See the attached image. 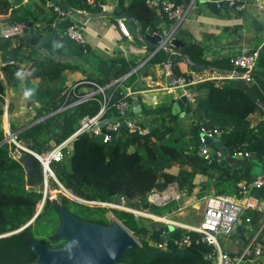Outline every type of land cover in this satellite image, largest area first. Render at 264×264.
Here are the masks:
<instances>
[{"label":"trees","instance_id":"obj_1","mask_svg":"<svg viewBox=\"0 0 264 264\" xmlns=\"http://www.w3.org/2000/svg\"><path fill=\"white\" fill-rule=\"evenodd\" d=\"M93 1L91 4L85 0H0V13L9 12L12 18L25 22L30 20L37 34L43 31H55L59 34L70 21L57 17L49 2L58 3L63 8L71 6L89 12H99L97 4L104 0ZM116 1L123 6V0ZM123 8L135 18L141 34L148 26L155 27L157 10L144 0H129ZM36 23L39 26H36ZM57 36L56 44L44 45L56 54L49 59H36L21 53L24 35L14 38L0 37V50L13 51L16 56L14 62L0 66V94H4V83L10 87L23 83L25 90L36 89L35 95L31 97V108L35 109V112L30 119L19 125L21 133L31 138L35 148L48 141L49 145L59 141L74 129L82 115H91L97 110L96 99L100 97L99 93L50 113L57 107L72 102L86 90L94 88V85L86 80L101 85L109 83L104 88L107 96L104 115L116 112L113 103L117 100L125 99L130 103L134 96L139 99L141 108L146 113L157 115L169 108L170 102L143 101L140 94L122 92L119 83L127 85L131 74L128 71L136 61L134 57H111L107 59L110 61L109 66L107 60L99 58L97 68L101 74H86L84 78L65 87L63 70L75 69L76 64L63 59L61 55L66 51L80 54L84 46L68 36ZM143 41L151 48L150 43L144 39ZM201 51L198 44H187V55L192 60L222 69L232 67L227 56L204 60ZM168 56L166 50H158L149 60L157 62ZM170 61L175 73L186 75L183 70L178 69L177 60ZM111 66L112 72L108 74ZM18 71L24 73L23 79L16 76ZM121 75H124L123 79L115 81V78ZM103 76L106 77L105 80ZM215 81L213 78H205L192 84L193 97L191 100H185L182 107L188 121L186 127L181 124L182 116L168 114L153 118L150 127L143 134L129 131L120 124L116 131H110L113 142L102 141V133L106 131L103 126L99 132L85 131L76 135L72 140L69 155L50 164L57 181L78 198L110 201L117 200L122 195L130 205L140 206L158 214L175 209L177 202L171 200L164 205H154L147 201V192L152 188L160 189L167 182H175L181 192L188 194L194 186V176L199 173L205 176V183L200 184L202 187L210 186L215 192H223L229 183L228 180L232 178L237 196L251 195L257 200L264 199V185L246 191H238L235 187L237 179H250L247 173L241 170L229 173L227 164H220L219 160L214 158L204 159L198 153L201 126L208 131L219 130L218 138L223 145L232 146L234 150H246L255 156L257 161L264 159V121L250 124L246 120V115L255 108V103L231 81ZM82 85L87 89L83 90ZM2 114L3 111L0 110V234L10 233L0 235V264H25L35 257L29 245L23 242L26 234L51 246L62 244V238H51L58 218L54 200L47 193L43 196L40 188L22 183V167L9 153L12 144L1 142ZM130 114L131 111H128V115ZM9 127L14 129L11 125ZM212 135L214 136L215 132ZM211 149L213 148L210 147ZM261 176L264 177V174ZM50 181L52 180L49 179ZM53 184L57 186L55 182ZM59 190L53 192V195L71 214L102 224H107L109 217L113 216L136 238L137 245L125 249L115 264H213L207 257L211 247L201 241L195 231H187L189 240L185 245L177 246L168 237L165 239L166 245L158 246L157 242L161 240L147 227L142 217L134 218L130 212L117 208L84 203ZM203 193L199 190L197 195ZM42 197V205L35 214L37 203ZM71 206L75 208L71 209ZM92 208H100L102 212L107 209V215H102V212L94 215ZM262 212L263 210L243 209L236 229L240 233L243 232L242 223L246 222L245 216L249 217V222H253L255 228L258 227ZM19 227L22 228L17 230ZM182 231L183 229H178L174 234L178 235ZM261 235H264V225L259 229L257 237Z\"/></svg>","mask_w":264,"mask_h":264},{"label":"crops","instance_id":"obj_2","mask_svg":"<svg viewBox=\"0 0 264 264\" xmlns=\"http://www.w3.org/2000/svg\"><path fill=\"white\" fill-rule=\"evenodd\" d=\"M128 1L129 0H123V6H120L117 4L116 0H104L102 2L104 4V10H100L99 12H89L88 10L82 8L72 7L74 9L80 10L73 13L72 17L74 19L76 18L75 23L81 27V32L83 33L84 37L82 46H84V48L80 54L66 51L61 55L63 59L76 64L75 69L63 70L65 87L67 86L68 81L73 82L75 80L82 79L86 74H101L102 72L97 68V62L99 58L107 60L114 56H123L125 58L134 57L136 64V62L141 61V59L148 55V52L151 50L152 46L151 48L147 44L146 46H142L144 41L141 38V35H139L140 32L136 26V21H130L125 17L120 18L126 23L131 32L130 38L124 37L125 39H123L116 25L113 24V17L102 15V12L105 10L114 11L117 6L124 10L123 7L128 3ZM175 1L180 3L185 8L190 0ZM218 1V4H215L214 6L210 5V0L190 1L191 5L187 8L186 12H184L182 19L172 34V38H178L184 44H186V56H188L187 44L189 42L198 44L201 47V55L204 60H211L220 56H227L229 58V55L236 53L240 48H252L254 46H260L255 65L253 69L247 74L248 78L246 79L244 75L239 72L240 70H237V73H235L233 76L225 77L228 74L227 69L214 67L204 62L201 63L207 65L208 67H205L201 70L188 66L184 61H178V64L181 68L180 70H183L189 77L191 76L193 79L198 75L216 77L220 76V80L231 81L235 86L242 89L255 103V108L246 115V120L250 124H256L259 121H264V0H257L262 5L260 7L255 6L254 0H245V5L242 10H235V8L230 5L227 0ZM156 10L158 19L154 28H171L173 26L172 21L166 19L158 9ZM8 14L10 13L8 12ZM36 26H39V24ZM34 32L36 33V31ZM41 35L51 38V32L43 31L41 32ZM57 35L58 34L56 33V36ZM119 43L125 48V54H121L122 52L116 51V45ZM168 45L170 49L175 52V54L178 53L174 46L169 43ZM21 48H24L28 52L34 51L33 48L26 42H24ZM44 53L48 56H56V54L50 55L46 48ZM149 57L146 58V60L142 62L140 66L135 67L134 64L133 67H131V69L128 71L131 74L130 78L127 80V85L123 83L119 84H123L127 88V93L125 94H140L143 101H149V95L154 94L155 100L158 102H170L171 105V103L177 97H179L181 93L178 89L167 90L162 88L164 80L161 62L163 60L151 62ZM109 65L110 61L107 60V66ZM112 69L113 67L111 66L108 74L112 72ZM124 75H121V79H123ZM1 76L2 72H0V77ZM105 78L106 77L103 76L104 80ZM194 83L195 82L192 84ZM108 84L109 83L106 85ZM192 84L189 87L190 89L194 88ZM81 88L83 90L87 89V87L84 85H82ZM19 90H21L23 95L18 94V91L16 92L13 87H10L4 83L3 97L6 104L5 121L7 122L8 126L11 125L12 128H19L21 114H23L25 110L30 112L31 104L33 103L32 99L28 98L23 99L25 101L24 104L22 98H20L24 96V84H20ZM12 103L13 106H11ZM131 107L132 104L130 102L128 111H131ZM130 116H133L132 111ZM180 116H182L184 119L181 121L182 126L186 127L188 121L185 114H180ZM13 120L16 124H14ZM137 120H141V122L146 124L145 119L137 118ZM256 160L257 158L250 153L248 156H245L242 159L235 158L231 163L225 162L223 164H227L229 166V173L236 170H241L242 172L247 173L250 178H253L261 175L259 172V166L255 164ZM174 170L176 169L174 168ZM228 181L229 183L226 184L227 186L224 192L229 190L231 192L229 194H233L235 192L233 189V180L230 178ZM201 183H205V176L200 173L196 174L193 178L194 186L191 193L199 201L200 199L197 195L199 190L203 191L204 193L208 191H214L210 186L207 187L203 185L202 187L200 185ZM190 200L191 199H189V201ZM258 202L259 209L256 210H264V199H260ZM236 227L237 226L235 224L233 232L227 237L223 238L222 248H225L230 253L240 252L247 242L248 235H250L253 231L255 232L259 226L255 228L253 222H244L242 223V228H244L242 233H240ZM248 231L252 232L249 233ZM256 241L257 244L261 246V252L257 255H254L252 251L249 250L248 253L243 255L241 264H264V235H261L259 238L257 237Z\"/></svg>","mask_w":264,"mask_h":264},{"label":"built area","instance_id":"obj_3","mask_svg":"<svg viewBox=\"0 0 264 264\" xmlns=\"http://www.w3.org/2000/svg\"><path fill=\"white\" fill-rule=\"evenodd\" d=\"M87 3H93V0H85ZM147 4L158 9L166 19L171 20L173 26L169 29L166 28H155L154 33L160 34L158 41L152 45L151 50L148 52V55L141 59V61L136 62L135 67H138L148 58L151 54L157 52L158 50H166L167 54L173 53L174 51L170 49L168 43L172 34L175 31L178 23L183 17L184 12L187 8L190 7V0L186 7L184 8L180 3L175 0H144ZM218 4V0H215ZM230 5H232L235 10H242L245 5V0H227ZM254 4L257 7L262 6L259 1L254 0ZM51 10L55 13L57 17L66 18L70 23L66 26L65 30L60 32L58 35L68 36L77 43H83L84 37L81 32V27L75 23L76 18L72 17V14L78 9H74L70 6L63 8L61 5L55 2H49ZM100 10H104V4L99 2ZM116 27L119 30L123 39L130 38L131 32L126 25V23L117 18ZM27 24L24 20L14 19L8 13L0 14V37H20L25 36ZM140 37V36H139ZM142 46H146V43H143ZM260 46H254L252 48H240L236 53L229 55V62L232 64L230 69H227L228 74L225 77L233 76L237 73V70H240L242 75L247 79L248 73L253 69L255 61L259 52ZM117 52H122L125 54V48L122 44L116 45ZM162 75H163V87L167 90L178 89L181 94L185 96V100H191L193 97V92L189 88L193 82L205 79V78H214L219 80L220 76H202L198 75L194 79L189 77L187 74H177L173 71L171 61L169 58H165L161 62ZM243 77V76H242ZM121 76L117 77L116 80H120ZM94 85V88L86 90L84 93L77 96L72 102L65 104L63 106L57 107L52 112H57L62 110L66 105L77 103L82 100H85L89 96H93L96 93L100 94V97L97 98L98 107L97 110L91 115H82L74 129L68 133L65 137L59 141L49 145V143H43L38 148H34L32 140L30 137L25 136L21 133V128L11 129L7 123L4 121L2 124L3 127V138L1 142H9L12 144V147L9 150L11 156L18 160L24 152L32 154L38 164L40 172L43 176V186H46V189L43 191V196L48 189L49 179L54 180L57 183L62 191L68 196H72L84 202L102 205L109 208H117L127 212H130L134 218L139 216H147L156 219H165V215H158L150 211L149 209L142 208L140 206H133L127 203L126 197L120 195L118 200L103 201L98 199H82L73 195L68 189L63 187L56 179L54 172L51 167V163L54 161L61 160L63 157H66L71 152V143L73 138L82 133L90 132L96 133L99 132L100 128L97 126V123L105 118L106 122L103 124L106 131L102 133V141L106 142L111 139L110 131H116L120 124H123L127 130L133 131L136 133L143 134L147 131V126L145 123L140 122L137 119H133L128 115L129 103L125 99H119L113 103L115 113H110L109 115H104L107 96L104 93L105 85L98 84L92 80H86ZM3 97V96H2ZM4 99V97H3ZM150 101H155V95H149ZM6 118L4 113V119ZM6 120V119H5ZM95 125L94 128L92 126ZM217 132L216 130L208 131L203 129L200 126L199 134V145L198 153L204 158H214L215 160L221 159V153L218 149L211 147L210 145L202 143L203 136H213L212 133ZM210 147L213 148L210 150ZM234 155L248 156L250 153L246 150H233ZM238 191H246L253 187H260L264 185V177L261 175L244 179H237L234 183ZM146 199L149 203L154 205H164L168 201L174 200L178 203L182 200L197 199L195 196L190 193L181 192L175 182H167L162 188H152L146 194ZM201 201L199 218L196 224H183L182 228L175 226L171 221H164V224H172L177 229H183L178 235L173 234L170 238L173 244L177 246H182L188 243L189 237L187 231H195L198 235V238L205 242L211 247L210 252L207 254V257L212 261L213 264H240L243 259V255L248 253L249 250L252 251L254 255H257L261 252V246L257 244V234L259 229L264 225V210L261 214L259 227L254 232H252L247 237V242L243 246V249L238 253H230L225 248H222L223 238L227 237L233 232L235 224L239 219L240 213L243 209H259V202L256 197L251 195H243L241 197L237 196L235 191L233 194L226 192H215L208 191L203 195L199 196ZM43 200V197L41 198ZM40 200V201H41ZM177 209H180L178 206ZM111 215V214H109ZM244 220L249 222V217L245 216ZM175 233V232H174ZM221 237V240L219 239ZM158 246L166 245V240L163 239L157 242Z\"/></svg>","mask_w":264,"mask_h":264},{"label":"water","instance_id":"obj_4","mask_svg":"<svg viewBox=\"0 0 264 264\" xmlns=\"http://www.w3.org/2000/svg\"><path fill=\"white\" fill-rule=\"evenodd\" d=\"M216 3L217 2L215 0H210L211 6H214ZM102 15L113 17L114 25L117 23V18L125 17L130 21H136L133 16L129 15L119 6H117L114 11L105 10L102 12ZM26 24L27 28L24 36V42L29 44L34 51L28 52L24 48H21V53L30 55V57L36 59H49L50 56L44 53V45L46 43H57L56 32L51 31V38H47L44 35H39L34 32L30 20H28ZM154 29V27L148 26L143 34H141V37L151 45H154L155 42L158 41L161 34L154 33ZM169 44L174 46L178 51L177 54H175V52L170 53L168 56L169 59L184 61L188 66L200 70L208 67L207 65L196 60H192L190 57L186 56V44L178 38H170ZM15 60L16 56L13 51L0 50V66L5 63L14 62ZM119 87L123 93H127V88L123 84H119ZM191 90H194V88H191ZM184 101L185 96L181 94L171 103L169 108L157 115H153L146 113L141 108L139 99L137 97H133L130 101L132 104V118L145 119L146 126L149 128L153 118L175 113L184 114V110L182 109ZM0 110L6 111V104L3 98L0 99ZM61 116L62 114H60V117ZM105 122L106 119L103 118L97 123V126L101 127L105 124ZM159 125L162 126V123L159 122ZM94 127L95 125L92 126V128ZM218 137L219 130H217L214 136L204 135L202 143L210 145L220 151V164L225 162L231 163L235 158H243L242 155H234L233 147L223 145ZM113 141V138L110 139V142ZM17 161L23 170V184L34 188L43 185L42 173L40 172L37 161L32 154L24 152ZM255 164L259 166V172L262 175L264 173V160L255 161ZM53 200L57 208L58 222L55 230L51 234V238H63L64 243L57 246H51L40 240H34L29 234H26L23 242L29 245V248L35 253V257L25 264H115L125 249L132 248L137 245L136 238L113 216L109 217L107 224L84 220L65 210L57 199L53 198ZM36 213L37 210L35 214ZM22 227H19L17 230ZM149 228L151 231L155 230V236L159 240L171 237L174 232L178 230L172 224H159L156 221L151 222Z\"/></svg>","mask_w":264,"mask_h":264},{"label":"rangeland","instance_id":"obj_5","mask_svg":"<svg viewBox=\"0 0 264 264\" xmlns=\"http://www.w3.org/2000/svg\"><path fill=\"white\" fill-rule=\"evenodd\" d=\"M47 50V52H49L50 53V55L51 54H53V50H51L50 48H47L46 49ZM177 67H178V69H181L180 67H179V64H177ZM0 72H1V69H0ZM72 81H68L67 82V85H69L70 83H71ZM14 88V90L17 92L18 91V94H22V92H21V90H19L20 89V84L19 85H16V86H14L13 87ZM23 95V94H22ZM20 98H22V100L23 99H25V97L24 96H22V97H20ZM23 102H24V104H25V101L23 100ZM13 103H14V101H13ZM13 103H12V105L11 106H13ZM35 110V109H34ZM34 110H32V108H30V112H28L27 110H25V112L23 113V114H21V121H20V123L21 122H23L24 120H28V119H30L31 117H32V115L34 114ZM175 114H177L178 116H180V114H178V113H175ZM181 119L182 120H184L182 117H181ZM3 120L5 121V119H4V116H3ZM9 120V119H8ZM181 120V121H182ZM3 121V122H4ZM14 121V120H13ZM178 121H179V118H178ZM6 122V121H5ZM12 122V121H11ZM7 123V122H6ZM9 123H10V121H9ZM14 124H16L15 123V121H14ZM8 125V124H7ZM47 143H49V141L47 142ZM39 146H41V144L39 145ZM35 147H36V145H35ZM34 147V148H35ZM257 161V160H256ZM53 182H55L54 180H52V181H50V182H48V184H47V186H48V189L46 190V193L49 195V197L51 198V199H53V198H55L54 196L55 195H53V192L55 193V192H58V191H60L59 189L60 188H58L57 186H59L57 183H56V185L57 186H55L54 184H53ZM26 185V184H25ZM28 186V185H27ZM60 187V186H59ZM36 188H40L41 190H42V193H43V191L46 189V186L44 187L43 185L42 186H39V187H36ZM229 190H227V192L226 193H231L230 191L228 192ZM62 192H64V191H62ZM224 192V191H223ZM65 193V192H64ZM232 193H233V191H232ZM66 194V193H65ZM68 196V195H67ZM68 197H70V198H74V197H72V196H68ZM74 199H77V198H74ZM77 200H79V199H77ZM42 201V200H41ZM41 201H39L38 203H37V207H36V209H37V211L40 209V206L42 205L41 204ZM80 201H82V200H80ZM82 202H84V201H82ZM84 203H88V202H84ZM88 204H91V205H96V204H92V203H88ZM200 205H201V201H199L198 199H194V200H185L184 202L181 200L179 203H178V205L175 207V209H173V210H171V211H165V212H163V213H160V214H158V213H155V214H158V215H165V219H156V218H152V217H147V216H145V215H143V216H140V217H142L143 219V222L144 223H146V225H147V227L149 228V225H150V223L151 222H153V221H156V222H158L159 224H164L165 222L164 221H166V220H168V221H171V222H173L174 224H175V226H177V227H180V228H182V225L183 224H190V225H194V224H196V222L198 221V218H199V211H200ZM180 207V209H177V207ZM75 207H73V206H71V209H74ZM106 210V212H102L101 211V209L100 208H92V213L94 214V215H98V214H100L101 212V214L102 215H107L106 213H107V209H105ZM110 213V212H109ZM154 213V212H153ZM57 220V222H58V218L56 219ZM129 231V230H128ZM253 231V230H252ZM252 231H248L249 233H251ZM130 232V231H129ZM179 232V231H178ZM219 239L221 240V237H219ZM62 243H64V239L62 238V241H61ZM48 245H50V244H48ZM262 255V254H261ZM242 262H240V264H241Z\"/></svg>","mask_w":264,"mask_h":264},{"label":"clouds","instance_id":"obj_6","mask_svg":"<svg viewBox=\"0 0 264 264\" xmlns=\"http://www.w3.org/2000/svg\"><path fill=\"white\" fill-rule=\"evenodd\" d=\"M16 76H17L18 78H20V79H23V77H24V73L18 71V72L16 73ZM35 92H36V89H34V88H32V89H26L25 92H24V97H25V99H28V98H31L32 96H34V95H35ZM0 95H1V94H0ZM1 96H3V95H1ZM2 98H3V97H2ZM4 113H5V116H6V112L3 111V114H2V120H3ZM129 116H130V115H129ZM3 121H4V120H3ZM147 129H148V128H147ZM233 150H234V149H233ZM243 157H245V156H243ZM219 160H220V159H219Z\"/></svg>","mask_w":264,"mask_h":264},{"label":"flooded vegetation","instance_id":"obj_7","mask_svg":"<svg viewBox=\"0 0 264 264\" xmlns=\"http://www.w3.org/2000/svg\"><path fill=\"white\" fill-rule=\"evenodd\" d=\"M152 232L155 234L156 232H155V230H152Z\"/></svg>","mask_w":264,"mask_h":264}]
</instances>
